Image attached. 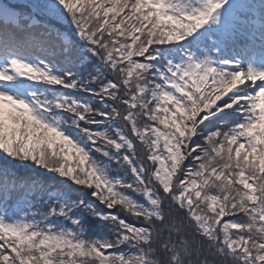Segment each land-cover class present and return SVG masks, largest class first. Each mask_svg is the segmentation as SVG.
I'll list each match as a JSON object with an SVG mask.
<instances>
[{"label":"snow or ice","instance_id":"snow-or-ice-1","mask_svg":"<svg viewBox=\"0 0 264 264\" xmlns=\"http://www.w3.org/2000/svg\"><path fill=\"white\" fill-rule=\"evenodd\" d=\"M0 264H264V0H0Z\"/></svg>","mask_w":264,"mask_h":264},{"label":"trees","instance_id":"trees-1","mask_svg":"<svg viewBox=\"0 0 264 264\" xmlns=\"http://www.w3.org/2000/svg\"><path fill=\"white\" fill-rule=\"evenodd\" d=\"M20 175L27 176V175H34V173H30V172L25 171L24 169H20Z\"/></svg>","mask_w":264,"mask_h":264}]
</instances>
